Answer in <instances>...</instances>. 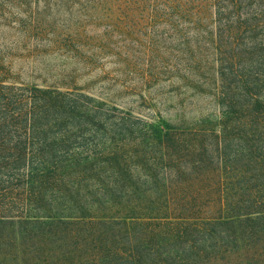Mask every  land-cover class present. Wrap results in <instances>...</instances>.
I'll return each mask as SVG.
<instances>
[{
  "label": "rangeland",
  "instance_id": "rangeland-1",
  "mask_svg": "<svg viewBox=\"0 0 264 264\" xmlns=\"http://www.w3.org/2000/svg\"><path fill=\"white\" fill-rule=\"evenodd\" d=\"M237 1L241 7L217 21L211 0H0V217L43 211L38 205L50 202L52 188L88 199L86 211H93L92 200L149 194L160 211L166 210L168 197L170 211L189 213L177 203L198 198L206 204L220 194V181L246 191L264 183V159L258 160L264 158V116L257 119L255 133L260 146L223 147L229 138L241 139L249 124H242L245 117L238 112H222L227 105L219 59L226 56L241 75L250 51H264V13H254V0ZM69 98L82 112L95 107L108 119L133 115L168 120L179 128L162 149L143 144L135 132L99 138L85 114L82 128L72 130L60 126L56 114H35V105L46 99ZM194 143L202 150L197 145L194 150ZM65 147L69 151H63L59 164L38 163L39 151L53 160L51 155ZM94 148L103 149V158L119 156L104 164L80 162L71 173L61 166L71 153L88 158ZM157 151L169 159L155 163ZM30 162L37 167L32 176ZM35 175L36 184L46 181L43 192L31 185ZM150 178L153 184L146 182ZM100 183L107 185L106 194ZM52 227L57 236L70 232L65 246L70 252L61 256L56 250L50 258L43 249L25 254L37 252V237ZM52 227H0V237L7 239L0 242V264H100L93 258L98 236L79 242L93 227Z\"/></svg>",
  "mask_w": 264,
  "mask_h": 264
},
{
  "label": "trees",
  "instance_id": "trees-1",
  "mask_svg": "<svg viewBox=\"0 0 264 264\" xmlns=\"http://www.w3.org/2000/svg\"><path fill=\"white\" fill-rule=\"evenodd\" d=\"M211 1L212 13L217 21L223 20L224 13L233 14L241 7V3L237 0H227L226 3H222V0ZM253 4L255 14L264 13L263 0H254ZM231 64L232 61L226 56L219 59L217 72L221 80V93L224 94L227 105L222 112L225 115L240 113L237 117H245L242 124L248 123L249 126L243 129L241 139L235 142L229 138L227 143L223 142V147L234 144L255 149L260 146L259 139L255 137L256 131H259L257 119L264 116V51H250L247 56V66L241 75L236 73ZM234 81L238 82L234 83ZM35 107H37L35 114H42L41 117L48 113L56 114L58 116L56 121L60 126L68 125L71 127H67L69 130L81 129L83 126L81 117L85 114L89 118V130L99 138L109 133L135 132L141 137L143 144H150L151 147L158 146L162 149L170 145L173 130L179 128L168 120L146 119L133 115L121 117L118 120L108 119L101 109L95 107L84 109L82 112L75 98H69L63 102L46 99ZM67 138L70 139V134ZM198 144H193L194 150L196 145L200 146L197 150L200 148L202 150V145ZM95 145H98L97 142ZM63 149L62 154L60 152L50 154L54 161L51 157L44 158V152L39 151L38 163H46L42 167H46L49 160L59 164L65 155L63 151H69L68 147ZM93 150L89 159L79 158L75 155L76 152L71 153L69 161L61 166L71 173L80 162H88L91 159L92 163L104 164L119 156L115 152L112 156L103 158V149L94 148ZM235 150H238V147ZM32 156L31 154L30 160ZM168 159L169 154L166 152L157 151L153 155L155 163ZM263 159L261 156L258 157V160ZM201 160L200 157L199 162ZM255 162L258 161L255 159ZM42 167L40 173L45 175ZM35 168L37 167L30 162L31 176ZM152 181L153 178L146 180L153 184ZM30 182L33 188L36 186L39 191H44L46 181L40 180L36 184L35 175ZM106 186L102 194H106ZM219 187L220 194L208 200L206 204L198 198L177 203L178 208L192 210L189 213L170 211L172 200L168 197L165 203L166 210L160 211L154 205L155 198L149 194H143L136 199L110 200L111 197H107L98 201L97 204L92 200L90 208L93 211H86L85 204L88 199L65 194L60 189L55 191L52 188L48 193L50 202H44L47 203L46 205L44 203L38 205L43 208V211L35 214L25 213L24 217L17 219L0 217V227H14L15 224L21 228L27 225L35 227L38 224H47L52 227L55 223L62 226L77 224L79 227L82 225L93 227L89 235L83 236L79 242L86 244L90 237L94 239L98 236L96 244L99 247L93 258H96L100 264H264V183H257L250 191H246L245 188H238V190L232 186H224L223 181L219 182ZM165 189H167L166 186ZM76 192H80L78 187ZM93 192L99 193L96 188ZM44 196H38V198L43 200ZM199 204L203 207H198ZM41 233L37 237L38 242H35L37 244L35 247L39 250L32 253L27 250L28 253L25 254L40 253V249H43L45 256L50 258L56 250L60 251L61 256H64V252H70V249L65 248L68 245L66 239L72 236L69 231L57 236L58 232L52 227L49 232ZM79 233L78 229L75 234ZM6 241L5 237H0V242ZM78 247L79 245L74 249ZM20 252L22 256L24 249ZM85 256L87 258V255ZM77 261L81 263V253Z\"/></svg>",
  "mask_w": 264,
  "mask_h": 264
}]
</instances>
